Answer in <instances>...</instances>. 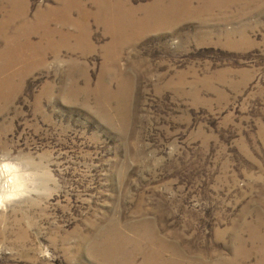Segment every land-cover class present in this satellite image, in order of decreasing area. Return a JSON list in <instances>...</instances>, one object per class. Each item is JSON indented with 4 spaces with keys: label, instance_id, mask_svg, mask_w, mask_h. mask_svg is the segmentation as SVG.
<instances>
[{
    "label": "rangeland",
    "instance_id": "obj_1",
    "mask_svg": "<svg viewBox=\"0 0 264 264\" xmlns=\"http://www.w3.org/2000/svg\"><path fill=\"white\" fill-rule=\"evenodd\" d=\"M152 2L126 4L141 21ZM28 4L29 20L57 6ZM242 6L109 57L94 18L77 49L41 55L32 38L40 55L0 77L13 80L0 97V264H107L96 250L113 229L166 239L185 262L233 258L239 228L264 218V7Z\"/></svg>",
    "mask_w": 264,
    "mask_h": 264
},
{
    "label": "bare ground",
    "instance_id": "obj_2",
    "mask_svg": "<svg viewBox=\"0 0 264 264\" xmlns=\"http://www.w3.org/2000/svg\"><path fill=\"white\" fill-rule=\"evenodd\" d=\"M152 1V4L142 9L145 14L139 21L136 19L138 10L130 9L126 4L127 0H94L91 9L84 6L83 0H56V7H47L42 12H37L32 20L28 19V0H7L6 2L0 0V41L4 44V49L0 51V77L19 61L40 55V42L33 45V37H38L43 43L41 55L66 48L71 41L74 42L75 49L87 44L89 33L83 21L90 18H94L110 35L111 43L104 48V52L108 54L106 56L109 57L112 50L115 55H118L121 48L133 43L134 39L140 38L146 31L173 29L191 17L198 18L197 22L202 25L204 16L207 15L206 19H211L216 12L224 13L229 8H238L240 5L251 6L254 9L264 7V0ZM72 11L77 13L79 20L71 19ZM247 11L245 8L242 14ZM248 13L250 14L249 11ZM213 18L214 16L211 21ZM54 24H58L59 28H52ZM204 26H206L205 23ZM68 27L74 28L75 32H69ZM222 36L227 38L224 34ZM227 40L230 39L227 38ZM12 82V77L0 79L1 98L3 90L9 89ZM5 168L7 170V167ZM6 195L1 194L0 200ZM144 225L148 227V223ZM238 231L240 234H247V242L239 234L233 239V258L230 261L221 260L219 264H250L253 256L257 259L256 264H264V218L258 216L252 225L244 222ZM122 236L113 229L111 236L104 238L101 247L96 250L99 257L107 264L133 263L137 257L139 264H199L185 262L186 253H180L175 245L166 239L145 232L135 233V239H126ZM124 245H131L134 249L123 254L125 257L122 258Z\"/></svg>",
    "mask_w": 264,
    "mask_h": 264
}]
</instances>
